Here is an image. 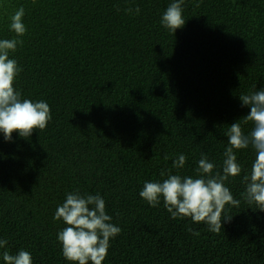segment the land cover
<instances>
[{
  "label": "trees",
  "instance_id": "16d2710c",
  "mask_svg": "<svg viewBox=\"0 0 264 264\" xmlns=\"http://www.w3.org/2000/svg\"><path fill=\"white\" fill-rule=\"evenodd\" d=\"M172 2L0 0V40L23 41L9 57L22 69L14 87L52 117L28 138L0 132V264L20 250L32 264H72L53 217L74 192L99 194L121 229L102 264H264V211L242 195L251 145L234 150L241 173L225 186L240 204L225 205L219 233L139 195L169 174L197 177L202 153L223 174L230 125L253 129L239 96L264 88V0H184L175 33L161 24Z\"/></svg>",
  "mask_w": 264,
  "mask_h": 264
},
{
  "label": "clouds",
  "instance_id": "9594fccd",
  "mask_svg": "<svg viewBox=\"0 0 264 264\" xmlns=\"http://www.w3.org/2000/svg\"><path fill=\"white\" fill-rule=\"evenodd\" d=\"M183 4L184 0H173L162 15V26L175 33L185 25ZM196 7H199L198 0ZM135 11L138 14L140 9L137 7ZM24 15V8L20 7L11 17L10 30L17 37L26 33ZM22 43V40L15 38L0 40V132L6 140H11L14 132L28 138L36 129L44 130L52 118L51 109L45 101L22 99L21 93L14 87L15 79L22 69L15 59L9 57ZM239 99L242 107L250 108V112L244 116V122H251L253 129L245 134L239 120L230 125L226 133L229 146L224 152L223 174L216 172L213 175L215 165L202 153L197 177L169 174L162 182H145L140 197L153 207L163 200L164 207L173 219L189 217L193 222L206 223L209 231L219 233L222 221L231 218L222 216L225 205L238 207L240 204L225 186L229 177L241 173V165L237 163L234 150L246 149L251 145L256 156L250 174L243 177L246 189L242 195L249 204H255L257 209L264 211V88L241 94ZM186 159L185 155L180 154L173 161V167L183 168ZM164 175L162 172L161 176ZM53 219L62 220L66 225L58 233L57 239L62 244L63 257L72 264H89V261L91 264H102L108 254L110 239L121 232L119 227L110 222L112 218L106 214L105 201L99 194L82 196L79 192L68 193L62 205L57 207ZM188 230L192 231L191 228ZM193 235L199 233L193 232ZM7 243V240H0V248H4ZM2 259L4 264H32L31 253L25 250L15 255L4 251Z\"/></svg>",
  "mask_w": 264,
  "mask_h": 264
}]
</instances>
